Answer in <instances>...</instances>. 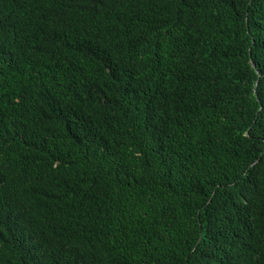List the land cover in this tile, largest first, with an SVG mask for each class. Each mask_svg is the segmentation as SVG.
Segmentation results:
<instances>
[{"label": "trees", "instance_id": "16d2710c", "mask_svg": "<svg viewBox=\"0 0 264 264\" xmlns=\"http://www.w3.org/2000/svg\"><path fill=\"white\" fill-rule=\"evenodd\" d=\"M0 264H264V0H0Z\"/></svg>", "mask_w": 264, "mask_h": 264}]
</instances>
